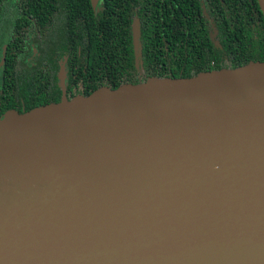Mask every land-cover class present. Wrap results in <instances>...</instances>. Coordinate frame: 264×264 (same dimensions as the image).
<instances>
[{
	"label": "water",
	"instance_id": "95a60500",
	"mask_svg": "<svg viewBox=\"0 0 264 264\" xmlns=\"http://www.w3.org/2000/svg\"><path fill=\"white\" fill-rule=\"evenodd\" d=\"M0 264H264V62L8 111Z\"/></svg>",
	"mask_w": 264,
	"mask_h": 264
},
{
	"label": "flooded vegetation",
	"instance_id": "af4514ba",
	"mask_svg": "<svg viewBox=\"0 0 264 264\" xmlns=\"http://www.w3.org/2000/svg\"><path fill=\"white\" fill-rule=\"evenodd\" d=\"M121 1L112 0L109 12L121 9L133 16L115 18L123 24L121 36L101 40L89 17L80 21L82 7L51 5L46 20L39 21L16 2L0 6V118L103 88L178 77L175 62L181 51L189 62L200 63L196 76L234 69L248 58V35L264 38L261 0H126L116 5ZM102 6L101 0L92 6L96 18L108 10ZM130 48L133 69L128 67Z\"/></svg>",
	"mask_w": 264,
	"mask_h": 264
},
{
	"label": "trees",
	"instance_id": "16d2710c",
	"mask_svg": "<svg viewBox=\"0 0 264 264\" xmlns=\"http://www.w3.org/2000/svg\"><path fill=\"white\" fill-rule=\"evenodd\" d=\"M125 1L126 0H122L121 2L116 3V5H121ZM15 2L23 7H26L27 10L25 11L31 12L39 21L46 20L45 16L48 15L47 7L51 5H53L54 7L62 8L66 6H79V8L82 7L83 9L81 10L80 14H82L83 17L82 19H80V21L85 22L87 21L86 19L89 17V27L91 28L95 36L98 35L97 38L99 40L106 39L109 36L120 37L122 34L120 28L123 24H121L119 20H115V18L122 16L128 19L130 16H133V14L124 13L121 9L116 13L109 12V7L115 5L113 4L112 0H101L103 4L102 7L108 8V10L104 9L103 11L98 12L99 16L97 18L95 17L96 10L93 9L90 0H0V6H7L8 4H14ZM52 15H54V13ZM248 36L249 40L247 42L251 43L248 44L250 51L245 53V56L248 58L242 59L243 61H240L238 63V66H235L234 69L246 66L251 62H264V38H262V41H257L253 35L249 34ZM101 43L106 45L105 42L101 41ZM129 53L131 54V63H129L128 67L133 69L134 54L132 48L129 49ZM189 53L192 54V50H190ZM175 64L177 66V70H179L178 72L181 75L172 79L196 77V74L194 73L200 69V63L189 62V56L187 54L185 55V53L182 51L180 60L178 59ZM158 79L165 78L161 77Z\"/></svg>",
	"mask_w": 264,
	"mask_h": 264
}]
</instances>
